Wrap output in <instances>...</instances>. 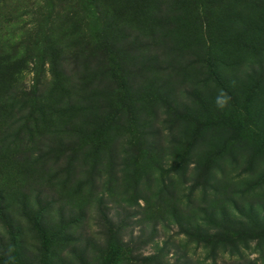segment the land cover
<instances>
[{
  "label": "rangeland",
  "instance_id": "374dc122",
  "mask_svg": "<svg viewBox=\"0 0 264 264\" xmlns=\"http://www.w3.org/2000/svg\"><path fill=\"white\" fill-rule=\"evenodd\" d=\"M0 264H264V0H0Z\"/></svg>",
  "mask_w": 264,
  "mask_h": 264
},
{
  "label": "clouds",
  "instance_id": "9594fccd",
  "mask_svg": "<svg viewBox=\"0 0 264 264\" xmlns=\"http://www.w3.org/2000/svg\"><path fill=\"white\" fill-rule=\"evenodd\" d=\"M217 103H218L219 106L223 107L225 101L222 100V99H218V100H217Z\"/></svg>",
  "mask_w": 264,
  "mask_h": 264
}]
</instances>
